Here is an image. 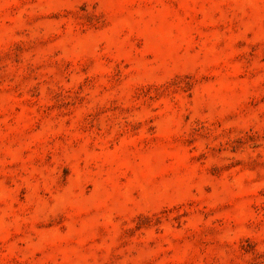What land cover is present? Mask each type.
I'll list each match as a JSON object with an SVG mask.
<instances>
[{
	"label": "rangeland",
	"instance_id": "obj_1",
	"mask_svg": "<svg viewBox=\"0 0 264 264\" xmlns=\"http://www.w3.org/2000/svg\"><path fill=\"white\" fill-rule=\"evenodd\" d=\"M0 264H264V0H0Z\"/></svg>",
	"mask_w": 264,
	"mask_h": 264
}]
</instances>
